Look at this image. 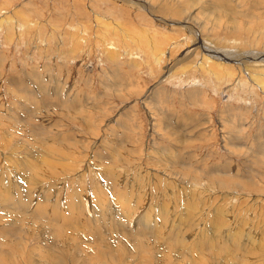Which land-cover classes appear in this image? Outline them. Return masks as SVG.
Returning a JSON list of instances; mask_svg holds the SVG:
<instances>
[{"label": "rangeland", "instance_id": "374dc122", "mask_svg": "<svg viewBox=\"0 0 264 264\" xmlns=\"http://www.w3.org/2000/svg\"><path fill=\"white\" fill-rule=\"evenodd\" d=\"M263 199L264 0H0V264H264Z\"/></svg>", "mask_w": 264, "mask_h": 264}, {"label": "bare ground", "instance_id": "6f19581e", "mask_svg": "<svg viewBox=\"0 0 264 264\" xmlns=\"http://www.w3.org/2000/svg\"><path fill=\"white\" fill-rule=\"evenodd\" d=\"M105 25H106V24H105ZM140 32H141V31H140ZM138 33H139V32H138ZM148 39H149V38H148ZM157 46H158V45H157ZM157 46H156V47H157ZM151 47H152V46H151ZM175 47H176V46H175ZM156 58H157V57H156ZM206 60H208L207 58L205 59V62H209V60H208V61H206ZM212 62H213V61H212ZM212 62H211V63H212ZM213 63H214V62H213ZM216 63H217V62H216ZM248 70H249V69H248ZM254 81H255V80H254ZM255 82H256V81H255ZM73 104H74V103H73ZM5 154H6V153H5ZM162 158H163V157H162ZM21 162H23V161H21ZM10 163H11V162H10ZM24 163H25V162H24ZM33 165H34V164H33ZM9 166H10V165H9ZM28 167H29V165H28ZM39 167H41V166H39ZM46 167H47V166H46ZM16 168H17V167H16ZM16 168H15V169H16ZM29 168H31V167H29ZM33 168H34V167H33ZM39 169H40V168H39ZM31 170H33V169H31ZM14 171H15V170H14ZM34 171H35V169H34ZM36 171H37V170H36ZM39 171H40V170H39ZM41 171H43V170H41ZM24 173H25V172H24ZM24 173H23V174H24ZM29 173H30V172H29ZM27 174H28V173H27ZM30 174H31V173H30ZM51 174H52V172H51ZM44 175H45V174H44ZM9 176H11V175H9ZM28 176H29V175H28ZM46 176H47V175H46ZM11 177H12V176H11ZM19 178H20V177H19ZM156 178H157V177H156ZM6 179L9 180V177L6 178ZM15 179H16V178H15ZM15 179H14V180H15ZM20 179H21V178H20ZM16 180H17V179H16ZM16 180H15V181H16ZM9 182H11V181H9ZM17 182L21 183L19 179H18ZM25 182H27V181H25ZM5 183H6V182H5ZM11 183L13 184V182H11ZM11 183H10V185H12ZM14 183H15V182H14ZM22 183H23V182H22ZM4 185H5V184H4ZM175 185H176V184H175ZM4 187H5V186H4ZM10 187H11V186H10ZM12 187H13V185H12ZM155 187H156V186H155ZM159 187H160V186H159ZM5 188H7V187H5ZM1 191H2V190H1ZM183 192H184V191H183ZM3 193H4V192H3ZM12 193H13V192H12ZM162 193H163V192H162ZM181 193H182V192H181ZM192 193H193V192H192ZM80 194H81V193H80ZM125 194H126V193H125ZM182 194H183V193H182ZM81 195H82V194H81ZM30 196H31V195H30ZM78 196H79V195H78ZM182 196H183V195H182ZM186 196H187V195H186ZM188 196H189V195H188ZM76 197H77V196H76ZM183 197H184V196H183ZM236 198H238V197H236ZM124 199H125V200H124ZM130 199H131V198H129L127 195H126L125 198H122V197H121L118 206H119V207H121V206H122V207L125 206V209L122 208V207H121V208H122L123 210H125V211H128V210L131 208V205H132V204H130V203L133 202V200H130ZM2 200H3V199H2ZM263 200H264V199H263ZM130 201H131V202H130ZM135 201H136V202H135V203L133 202V204H135V205L138 204V201H137V200H135ZM182 201H183V200H182ZM237 201H238V199H237ZM253 203H254V202H253ZM176 206H177V205H176ZM190 206H191V205H190ZM69 208H71V207H69ZM122 209H121V210H122ZM141 209H142V208H141ZM167 209H168V208H167ZM218 209H219V208H218ZM145 210H146V209H145ZM180 210H181V209H180ZM196 211H197V210H196ZM217 212H218L219 215H221V216L223 215L224 218L227 219V216H228V213H229V212H227L226 210H223L222 208H221L219 211H217ZM239 213H240V210H239ZM160 214H161V213H160ZM205 214H207V213H205ZM235 214H237V213H235ZM178 215H179V214H178ZM230 215H231V214H230ZM22 216H23V215H22ZM22 216H21V218H22ZM175 216H176V215H175ZM189 216H190V215H189ZM194 216H195V215H194ZM11 217H12V216H11ZM24 217H25V216H24ZM186 217H187V215H186ZM198 217H199V216H198ZM27 218H28V217H27ZM190 218H191V216H190ZM192 218H193V217H192ZM205 218H206V217H205ZM205 218H204V219H205ZM217 218H218V217H217ZM219 218H221V217L219 216ZM247 218H248V217H247ZM247 218H245V219H247ZM31 219H32V218H31ZM176 219H177V218H176ZM180 219H181V221H180L179 223H180V224L182 225V227L184 228V226H186L185 223H186L188 220H187L186 218H184V215H182V218H180ZM182 219H183L184 221H182ZM39 220H40V219H39ZM185 220H186V221H185ZM200 220H201V219H200ZM207 220H208V218H207ZM230 220H231V218H230ZM254 221H255V220H254ZM11 222H13V220H12ZM227 222H228V221H227ZM235 222H236V220H235ZM238 222H239V221H238ZM247 222H248V221H247ZM13 223H14V222H13ZM43 223H44V222H43ZM229 223H230V221H229ZM233 223H234V222H233ZM236 223H237V222H236ZM11 224H12V223H11ZM189 224H191V223H189ZM225 224H226V223H225ZM227 224H228V223H227ZM241 224H242V223H241ZM174 225H175V224H174ZM194 225H195V224H192L191 227H192L193 229H194V227H195V228H198V229L200 230V233H199V234H202V232H201V231H202V228H200V226H198V225H195V226H194ZM223 225H224V223H223ZM223 225H222V226H223ZM17 226H19V225H17ZM24 226H25V225H24ZM49 226H50V225H49ZM164 226H165V225H164ZM232 226H233V225H232ZM234 226H235V225H234ZM234 226H233V227H234ZM237 226H238V225H237ZM248 226H249V225H248ZM50 227H51V226H50ZM159 227H160V226H159ZM182 227H181V228H182ZM224 227H225V226H224ZM227 227H228V226H227ZM230 227H231V226H230ZM230 227H229V228H230ZM235 227H236V226H235ZM235 227H234V228H235ZM242 227H243V226H242ZM249 227H250V226H249ZM12 228H13V227H12ZM47 228H48V227H47ZM69 228H70V227H69ZM71 228H72V227H71ZM73 228H74V227H73ZM73 228H72V229H73ZM169 228H170V227H169ZM225 228H226V227H225ZM165 229H167V228H165ZM227 229H228V228H227ZM235 229H236V228H235ZM244 229H245V228H244ZM244 229H243V231H244ZM247 229H248V228H247ZM250 229H251V228H250ZM61 230H62V229H61ZM73 230H74V229H73ZM73 230H72V231H73ZM76 230H77V229H75V232L77 233ZM189 230H190V229H189ZM229 230H230V229H229ZM229 230H228V231H229ZM231 230H232L231 233H233V229H231ZM238 230H239V229H238ZM245 230H246V229H245ZM49 231H50V230H49ZM158 231H159V232H163V235H167V234H168L167 232L164 231V229L161 230V228H159ZM251 231H252V230H251ZM251 231H250V232H251ZM39 232H40V231H39ZM78 232H80V231H78ZM82 232H83V231H82ZM195 232H197V230H196ZM221 232H222V227H221ZM221 232H219V235H221ZM235 232L237 233V230H236ZM239 232H242V231L239 230ZM12 233L14 234V232H12ZM183 233H184V232L182 231L181 234H183ZM185 233H186V232H185ZM229 233H230V232H229ZM246 233H247V232H246ZM253 233H254V232H253ZM20 234H21V233H20ZM77 234H78V233H77ZM199 234H198V235H199ZM203 234H204V233H203ZM237 234H238V233H237ZM250 234H251V233H250ZM260 234H261V233H260ZM78 235H79V234H78ZM104 235H105V234H103L102 236H104ZM107 235H108V234H107ZM228 235H229V234H228ZM239 235H241V233H240ZM252 235H253V234H252ZM87 236H88V235H87ZM87 236L85 235L86 238H87ZM182 236H183V235H182ZM203 236H204V235H203ZM100 237H101V236H100ZM108 237H110V235H109ZM111 237H112V236H111ZM189 237H190V236H189ZM209 237H210V236H209ZM241 237H242V236H241ZM247 237H248V236H247ZM252 237H253V236H252ZM252 237H250V238L253 239ZM83 238H84V237H83ZM127 238H128V237H127ZM134 238H135V237H134ZM138 238H139V236H138ZM225 238H226V237H225ZM250 238H249V239H250ZM201 239H202V238H201ZM262 239H263V238H262ZM78 240H79V238H78ZM195 240H197V239H195ZM199 240H200V239H199ZM83 241H84V240H83ZM85 241H86V239H85ZM202 241H203V239H202ZM207 241H208V240H207ZM219 241H220V240H219ZM205 242H206V241H205ZM209 242H210V240H209ZM258 242H259V241H258ZM122 243H123V242H122ZM122 243H121V244H122ZM190 243H191V242H190ZM202 243H203V242H202ZM206 243H207V242H206ZM200 244H201V243H200ZM203 244H204V243H203ZM229 244H230V243H229ZM191 245H192V244H191ZM207 245H208V244H207ZM84 246H85V244H84ZM208 246H209V245H208ZM222 246H223V245H222ZM204 247H206L205 244H204ZM228 247H229V246H228ZM192 248H196V246L194 245ZM258 248H259V247H258ZM230 250H231V249H230ZM258 250H260V249H258ZM188 251H189V250H188ZM202 252H203V251H202ZM84 253H85V252H84ZM188 253H189V252H188ZM44 254H45V253H44ZM195 254H196V253H195ZM199 254H200V251H199ZM203 254H205V252H203ZM203 254H202V256H203ZM197 255H198V254H197ZM214 255H215V254H214ZM214 255H213V256H214ZM195 257H197V256H195ZM173 258H174V257H173ZM179 258H180V257H179ZM181 258H182V257H181ZM14 259H15V258H14ZM164 259H165V258H164ZM202 259H203V258H202ZM204 259H205V258H204ZM57 261H58V260H57ZM176 261H177V260H176ZM208 261H209V260H208ZM96 262H97V261H96ZM181 262H182V261H181ZM194 262H195V261H194ZM202 262H203V261H202ZM195 263H196V262H195Z\"/></svg>", "mask_w": 264, "mask_h": 264}]
</instances>
